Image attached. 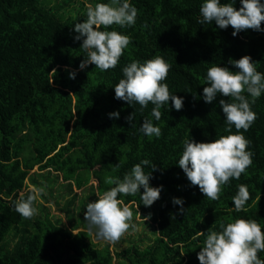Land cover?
Segmentation results:
<instances>
[{
	"label": "trees",
	"instance_id": "obj_1",
	"mask_svg": "<svg viewBox=\"0 0 264 264\" xmlns=\"http://www.w3.org/2000/svg\"><path fill=\"white\" fill-rule=\"evenodd\" d=\"M96 2L0 0V264H199L200 231L213 224L219 230L220 223L237 217L264 228V94L251 105L255 121L240 130L250 141L252 164L222 186L219 199L191 186L177 165L185 139L210 142L229 134L219 105L229 98L218 96L211 103L202 98L207 68L217 64L235 71L228 59L249 55L264 73V32L247 29L233 36L232 26L197 23L201 0H130L138 10L135 24L108 29L130 38L116 67L102 72L90 64L82 70L85 52L82 40L73 38L74 24L83 22L86 6ZM234 6L240 7L239 0ZM155 56L170 66L164 81L170 93L184 97L180 110L171 108V101L162 107L159 121L151 117V103L141 111L138 104L115 99L112 88L123 66ZM117 110L120 118H109ZM133 112L132 127L125 117ZM145 118L160 127L159 138L138 132ZM142 159L156 164L155 170H144L151 171L150 186L163 185L159 199L145 207L139 194L117 198L153 228L146 244L133 242L113 254L109 244L99 246L86 228L74 232L78 228L63 226L39 202V197L47 201L59 174L67 194L94 178L98 196L114 186L108 179L122 178ZM241 184L249 197L236 212L232 197ZM29 186L44 192L34 201L36 215L23 218L13 201L26 196ZM173 197L183 198L184 213L178 214ZM258 256L264 259V252Z\"/></svg>",
	"mask_w": 264,
	"mask_h": 264
},
{
	"label": "clouds",
	"instance_id": "obj_2",
	"mask_svg": "<svg viewBox=\"0 0 264 264\" xmlns=\"http://www.w3.org/2000/svg\"><path fill=\"white\" fill-rule=\"evenodd\" d=\"M239 3L237 9L234 6L235 0L228 3L222 0H201L197 23L214 22L220 29L232 26L233 36L247 29L264 32V27H261L264 21V0H239ZM137 13V8L130 0H97L94 6L87 5L84 21L74 24L76 35L73 38L76 41L82 40L80 48L85 52L79 68L83 70L90 64L102 72L115 68L130 38L114 28L108 30L109 26L131 27L136 22ZM256 63L251 56L244 55L239 59H228L227 64L235 66V71L217 64L207 68L202 98L206 103H211L218 96L229 98L219 100L229 134L210 142L185 139L177 165L185 173L190 185L198 186L200 192L210 200L219 199L222 186L231 179H239L252 164V152L248 149L250 141L240 130L247 131L253 124L256 113L251 105L264 94V73L257 70ZM169 67L160 56L143 62L132 60L122 67V78L112 86L114 98L131 106L138 104L141 111L151 103V117L156 121L161 119L160 109L169 106V101L171 108L182 109L184 97L170 93L167 83H164ZM75 75L74 71L69 72L70 78L74 79ZM135 112L125 117L132 127ZM108 116L119 119L120 113L118 110L112 111ZM233 127L237 130L235 133L231 132ZM138 132L148 138H159L161 135L160 127L149 118L143 119ZM144 166L156 169V164L142 159L122 178L108 179L106 182L114 186L98 195L97 200L86 204L84 221L98 241L112 244L130 227L135 230L133 213L122 199L117 198L118 194H139L145 207L159 199L163 185L150 186L151 171L145 172ZM43 192V187L29 186L26 196L22 193L13 201L14 210L23 218H32L37 213L34 201ZM248 197L247 186L238 185L232 197V206L236 212L244 209ZM172 203L180 205L178 214L185 212L183 198L173 197ZM197 235L204 236L196 254L199 264H264V259L258 256V252H264V228L254 219L237 217L230 222L220 223L219 230L213 224L207 231H200Z\"/></svg>",
	"mask_w": 264,
	"mask_h": 264
},
{
	"label": "rangeland",
	"instance_id": "obj_3",
	"mask_svg": "<svg viewBox=\"0 0 264 264\" xmlns=\"http://www.w3.org/2000/svg\"><path fill=\"white\" fill-rule=\"evenodd\" d=\"M37 171L38 166H35L33 172ZM65 184L66 183H64L61 178V174H59V179L56 185L53 187L51 195L47 193V201L45 202L39 197V202L45 203L47 210L50 211L52 216L59 218L63 226L67 228H78L74 232L83 230L84 228H86V230L89 232L86 222L84 221V212L86 209L84 203L82 202L95 201L97 198V181L92 178L89 184L82 187L81 189H76L73 186V192L71 194H67V190L64 187ZM91 186L94 187L95 196L92 195V190L90 189ZM132 223H134L136 226L135 230H132L130 227L129 230L124 235H122L118 241L109 244L113 254L128 247L129 244L133 242L138 244H146L148 243V240L146 239L147 237L149 239L153 238V228L144 220L140 219L138 213L136 215L133 214ZM89 233L91 235V239L95 243H98L99 246L108 244L107 242L98 241L91 232ZM141 239H143L142 242H140ZM114 264H118L117 260H114Z\"/></svg>",
	"mask_w": 264,
	"mask_h": 264
}]
</instances>
